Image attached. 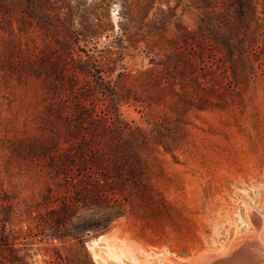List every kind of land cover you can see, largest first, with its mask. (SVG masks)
Segmentation results:
<instances>
[{"label": "rangeland", "instance_id": "rangeland-1", "mask_svg": "<svg viewBox=\"0 0 264 264\" xmlns=\"http://www.w3.org/2000/svg\"><path fill=\"white\" fill-rule=\"evenodd\" d=\"M51 1L64 7L66 15L73 14L80 31L100 25L98 35L80 38L78 46L90 51L107 79L115 80L118 73L136 77L157 69L154 64L165 56L193 48L212 66L215 74L204 83L213 102L224 106L189 114L188 138L175 158L159 149L165 176L160 187L169 212L126 214L107 231L90 232L80 245L45 236L50 231L39 234L36 217L45 213L41 196L51 182L34 165L10 158L6 149L9 140L38 134L32 123L44 105L40 81L17 83L0 76V192L11 197L17 212L6 226L15 247L28 255L30 264H97V259L104 264H170L168 259L225 252L234 242L253 239L249 243L262 248L256 250L262 257L257 264H264V59L253 69L247 66V77L236 80L224 55L212 41L202 43L197 33L201 19L226 9L229 13L230 0ZM263 7L260 3L262 19ZM151 20H161L154 26L161 29H153ZM259 33V45L264 46V22ZM8 40L28 52L54 48L34 24L21 32L9 26L0 30V52ZM208 44L211 52L203 50ZM77 55L86 59L84 53ZM98 108L104 111L105 105ZM167 112L149 103L118 106L123 121L145 131ZM100 236V246L92 247L91 241Z\"/></svg>", "mask_w": 264, "mask_h": 264}, {"label": "trees", "instance_id": "trees-1", "mask_svg": "<svg viewBox=\"0 0 264 264\" xmlns=\"http://www.w3.org/2000/svg\"><path fill=\"white\" fill-rule=\"evenodd\" d=\"M260 3L264 0H230L229 13L213 12V18L200 20L199 38L213 42L236 80L264 59ZM64 9L51 0H0V30L9 26L21 32L34 24L54 44L28 52L8 40L0 52V76L17 83L40 81L44 105L32 123L38 134L9 140L6 149L10 158L34 165L51 182L41 196L45 213L36 217L39 234L50 231L45 236L81 245L90 232H105L126 214L169 212L160 187L165 176L159 149L175 158L188 138L189 114L224 105L213 102L204 82L215 72L193 48L165 56L154 64L157 69L136 77L118 73L115 80L107 79L90 51L78 46L80 38L98 35L100 25L80 31ZM150 24L161 29L154 27L161 20ZM203 50L211 52V44ZM124 102L162 105L168 112L145 131L121 119L118 106ZM16 214L11 197L0 192V264H30L6 232Z\"/></svg>", "mask_w": 264, "mask_h": 264}, {"label": "bare ground", "instance_id": "bare-ground-1", "mask_svg": "<svg viewBox=\"0 0 264 264\" xmlns=\"http://www.w3.org/2000/svg\"><path fill=\"white\" fill-rule=\"evenodd\" d=\"M252 218L255 219L254 216ZM252 221L254 222L255 220H252ZM255 236H256V234H255ZM251 237H252V235H251ZM101 238H102V236L91 241L90 245L92 247L100 246L99 241ZM253 241H254L253 239H247V240H242L240 243L234 242L231 244V246L229 247V249L227 251L218 252L215 254L213 253V255H216L217 257H219L222 253H225L226 255H228V254L231 255V258H233V260H232V263L230 261V264H257V259H259L258 261L261 262L262 257L261 258L259 257V253H257L258 251H256V250H261L262 248H260V246H259V248H257V246L253 247V245H252L253 243H249V242H253ZM204 255H205V263L204 264H207V263H209L208 261L211 260L210 256L212 255V253H204ZM260 256H263V255H260ZM193 259H196V258H193ZM168 260H169L170 264H191V262L188 260H181V259H177V260L168 259ZM217 260H219V259H217ZM219 262H220V260L218 262H216L215 264H219ZM97 264H104V263L97 259Z\"/></svg>", "mask_w": 264, "mask_h": 264}, {"label": "water", "instance_id": "water-1", "mask_svg": "<svg viewBox=\"0 0 264 264\" xmlns=\"http://www.w3.org/2000/svg\"><path fill=\"white\" fill-rule=\"evenodd\" d=\"M263 188H264V186H263ZM252 215L256 218V219H258V216L256 215V214H254V213H252ZM225 253H222L219 257H217L216 255H211L210 256V261H208L209 263H207V264H215L216 262H218L219 260H220V262H219V264L221 263V264H230V261H231V263H232V260H233V258H231V255H226ZM217 259H219V260H217ZM185 260H188V261H190L191 262V264H204L205 263V255H204V253H202V254H200L199 256H198V258L196 257V259H193V258H188V259H185Z\"/></svg>", "mask_w": 264, "mask_h": 264}]
</instances>
